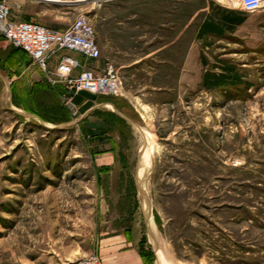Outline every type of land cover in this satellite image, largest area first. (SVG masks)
<instances>
[{
	"label": "rangeland",
	"instance_id": "obj_1",
	"mask_svg": "<svg viewBox=\"0 0 264 264\" xmlns=\"http://www.w3.org/2000/svg\"><path fill=\"white\" fill-rule=\"evenodd\" d=\"M4 1L50 29L85 15L123 94L88 116L69 114L62 97L31 100L27 115L0 101V264H78L121 233L145 264H264V10L199 39L226 0ZM225 66L243 83L205 89ZM112 108L131 127L101 143L86 122Z\"/></svg>",
	"mask_w": 264,
	"mask_h": 264
},
{
	"label": "built area",
	"instance_id": "obj_2",
	"mask_svg": "<svg viewBox=\"0 0 264 264\" xmlns=\"http://www.w3.org/2000/svg\"><path fill=\"white\" fill-rule=\"evenodd\" d=\"M227 8L255 14L264 10V0H226ZM0 37L9 45L23 50L45 74L53 87H63L61 96L68 107L73 97L81 91L97 96H122L123 81L118 69L106 63L104 69L95 72L85 69L72 56H61L54 71L50 70V60L62 51H72L96 62L101 56L94 28L85 15L78 16L62 31L43 25L16 19L11 6L0 0ZM76 106V105H75ZM77 107V106H76ZM72 115H81L78 111ZM78 264H104L99 253L94 252L82 258Z\"/></svg>",
	"mask_w": 264,
	"mask_h": 264
},
{
	"label": "crops",
	"instance_id": "obj_3",
	"mask_svg": "<svg viewBox=\"0 0 264 264\" xmlns=\"http://www.w3.org/2000/svg\"><path fill=\"white\" fill-rule=\"evenodd\" d=\"M23 1H25L22 3L23 7H27L29 4L41 5L42 7L55 6L61 9H68L69 7H73L70 0ZM222 10L236 12L235 10H230L227 8H224ZM0 40L4 41H0V101L5 103V106L9 107L13 114L27 115L31 100H40L44 95H50L51 97L53 96L57 100L59 97L65 94L63 87H53L49 84L45 77V74L31 60L27 53H25L21 49H17L9 45L2 37H0ZM168 46L169 45H164L161 49H158V51H161L158 53H162L163 51H165ZM64 55L75 57L81 62L82 66L85 69H91L95 72L102 71L106 65V62L103 60L94 62L82 56L81 54L72 51H62L50 60L49 66L51 71L55 70L60 57ZM150 55L153 54H147L145 58L148 59L149 57H151ZM132 65L133 63L127 66L123 65L119 69H128L133 67ZM173 74L176 82L178 83V87L181 85V82L185 84L187 75V61L185 55L183 56L182 61L175 64ZM170 76L172 75L170 74V72H168L165 78L167 79ZM107 106L112 107V105L110 104H107ZM96 107L97 106L95 105L94 109ZM94 109L88 112L86 116H88ZM110 111L115 112L120 117L127 120L130 124V118L124 116L123 113H120L114 108H112V110ZM99 121L100 120H97V122ZM109 135L106 137V139H104V143L111 142ZM99 243V254L104 264H145V258L141 254L138 246L135 244L132 237L130 238V236H128L126 233L105 236L99 239Z\"/></svg>",
	"mask_w": 264,
	"mask_h": 264
},
{
	"label": "trees",
	"instance_id": "obj_4",
	"mask_svg": "<svg viewBox=\"0 0 264 264\" xmlns=\"http://www.w3.org/2000/svg\"><path fill=\"white\" fill-rule=\"evenodd\" d=\"M219 15L220 16L218 18H207L199 25V30L197 33V37L199 39H205V37L221 38L226 34V32L234 30V28L240 25L245 19L244 12L239 13L228 10H221ZM241 83H243L241 75L238 74V72H235V68L233 66H225L223 72L207 73L204 76L202 85L207 90H213L225 89L229 86H236ZM72 101L74 105L80 107L86 102V99L79 95H75ZM97 101L113 104L115 106V98H113V96H99L97 98ZM65 109L69 114H71L67 106ZM99 111L101 112H99L100 115L98 117L102 118H98L97 120L100 121L97 122L96 120L86 122V125L88 129V135H90L94 139H97L101 143H104V139H106V137L111 132H114L117 129L121 130L120 128L123 126V123L128 127L130 126L127 120L121 118L115 112L106 110ZM93 112H95V110ZM141 254L144 257V254Z\"/></svg>",
	"mask_w": 264,
	"mask_h": 264
},
{
	"label": "water",
	"instance_id": "obj_5",
	"mask_svg": "<svg viewBox=\"0 0 264 264\" xmlns=\"http://www.w3.org/2000/svg\"><path fill=\"white\" fill-rule=\"evenodd\" d=\"M78 95L86 99V102L80 107H76L74 104L70 103L68 105V108L71 113L78 111L81 115H86L88 112L94 109L97 101V96L86 91H81L78 93Z\"/></svg>",
	"mask_w": 264,
	"mask_h": 264
}]
</instances>
